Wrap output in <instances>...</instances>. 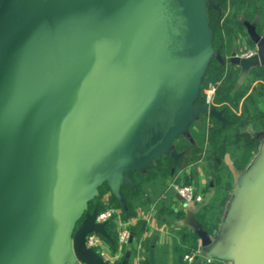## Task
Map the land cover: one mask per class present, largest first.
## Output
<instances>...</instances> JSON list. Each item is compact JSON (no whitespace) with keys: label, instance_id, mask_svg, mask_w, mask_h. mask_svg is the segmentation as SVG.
Listing matches in <instances>:
<instances>
[{"label":"water","instance_id":"obj_1","mask_svg":"<svg viewBox=\"0 0 264 264\" xmlns=\"http://www.w3.org/2000/svg\"><path fill=\"white\" fill-rule=\"evenodd\" d=\"M208 9L221 11L213 0H0V264H105L85 244L112 242L89 203L185 131L212 53ZM252 41L258 55L233 62L243 74L264 66V36ZM248 243L264 250V237Z\"/></svg>","mask_w":264,"mask_h":264},{"label":"trees","instance_id":"obj_2","mask_svg":"<svg viewBox=\"0 0 264 264\" xmlns=\"http://www.w3.org/2000/svg\"><path fill=\"white\" fill-rule=\"evenodd\" d=\"M213 2L221 9L220 12L213 9L207 10L213 54L209 57L201 79L198 97L194 103L196 106L203 104L205 109V112L200 114L201 124L191 122L189 125L190 135L180 134L173 141L168 153L156 158L146 168L126 174L125 177L129 179L130 183H120L117 193L112 190L109 184H104L97 192L95 199L89 203L87 214L93 213L94 210H98L100 213L108 207H112L121 212L123 221L128 222L137 217V209L144 205L145 195L149 189L156 184H161V181L162 184L171 181L174 185L181 183L191 185L193 175L186 173L188 169L203 160H208L216 165V159L222 162L230 149H234L233 156L237 161L236 165H239V170H243L253 154L258 152L259 140L246 132V127L251 120L264 118V112L256 109V113L252 115L248 108L249 105H258L259 98L264 99V66L248 71L246 75L249 84L240 85L239 79L243 71L238 65L230 62L229 57L235 48L238 34L245 30L244 22L252 23L257 12H264L263 8H256L259 2H262L263 6L264 0H213ZM252 7L253 9H250ZM249 44L253 45L251 39H249ZM217 53L221 55L223 63L217 58ZM255 82H258L257 85L252 87ZM210 84L216 87V91L211 104H206L204 102L206 89ZM241 102H243V110L240 114ZM211 108L222 112L227 121L225 127L221 122L209 117L208 111ZM210 122H213V126H210ZM194 125L198 126L199 131L193 130ZM172 151H176L180 155L178 164H175L171 157ZM106 196H108V204L104 202ZM224 202L222 200L216 206H205L201 214H198V220L205 233L212 235L217 227L216 221L210 223L206 221L208 212L213 210L212 215L215 216ZM147 226V222L140 219L135 226L130 227L132 235L141 238L146 232ZM114 227L115 225L110 223L107 225V231L112 238L111 243L101 237L110 246L112 254H116L118 251L117 233ZM198 239L199 237L194 234L192 248L186 249L182 258L196 248ZM126 258H128L127 251H123L118 264H121ZM128 264H133L132 260L129 259Z\"/></svg>","mask_w":264,"mask_h":264},{"label":"crops","instance_id":"obj_3","mask_svg":"<svg viewBox=\"0 0 264 264\" xmlns=\"http://www.w3.org/2000/svg\"><path fill=\"white\" fill-rule=\"evenodd\" d=\"M259 5L262 6V2H259ZM259 5L257 4L256 8L264 9V5L262 7ZM263 15L264 12H257L252 23L244 22L239 17L244 22L245 30L238 34L233 53L256 46L254 43L253 45L249 44L252 34L264 36ZM247 83L249 84L247 75L242 73L239 84ZM257 83H253L252 87H255ZM248 108L252 115L256 113V109L264 112V99L259 98L258 105H249ZM242 110L243 102L239 106L240 114ZM195 113L196 118L187 121L186 132L188 133L191 122L201 124V106L196 108ZM210 126H213V122H210ZM193 130L199 131L198 126L194 125ZM246 132L259 140V149L253 154L243 170H239V165H236L237 161L230 152L225 155L222 162L216 159L215 166L208 160H203L187 170V174L192 173L193 175L191 185L197 187L201 192L204 191L203 203L184 205L180 201H176L175 185L168 182L164 183L162 188L149 189L145 195L144 205L137 209V217L131 220V226H135L140 219L146 221L147 230L141 238L134 237L133 242L122 250V255L123 251H127L128 262L130 259L133 264H186L182 256L186 249L192 248V237L196 234L199 237L197 246L191 250L194 251L201 245L203 256L212 259L210 264H254V254L251 252V248L246 245V242L253 240L250 237L243 238L244 241L239 243V234L248 236L252 232L254 224V229H258V218L256 220V211L250 210L247 212L248 220L244 224H240L239 211L249 202L264 200V190L262 189L261 192L255 190L256 187L263 186L264 183V158H260V155H264V152L262 153L264 150V142H262L264 139V118L251 120L246 127ZM183 134L187 133L183 132ZM223 167L227 169L224 174L219 172ZM207 172L215 179L214 183H210L208 186H206L207 179H209ZM222 200L225 202L216 215H212L213 210H211L206 217V221L209 223L217 222L216 230L212 235H209L203 230V226L198 220V214H201L203 207L216 206ZM262 207L259 218L264 219V206ZM262 231L256 234L257 237L263 238L264 229ZM103 243L106 251L111 255L110 246L104 241ZM112 255L120 256L121 253L117 251ZM193 264L207 263L204 258H199Z\"/></svg>","mask_w":264,"mask_h":264},{"label":"built area","instance_id":"obj_4","mask_svg":"<svg viewBox=\"0 0 264 264\" xmlns=\"http://www.w3.org/2000/svg\"><path fill=\"white\" fill-rule=\"evenodd\" d=\"M257 55L258 47L253 46L233 53V55L229 57V61L233 63L236 59H251ZM215 91L216 87L214 85L210 84L207 87L204 100L206 104H211ZM174 189L178 201L184 205H199L204 202V195L198 190L197 187L193 185H185L181 183L179 185H175ZM104 202L108 204V196L105 197ZM110 222H113L115 225L118 241V252H120L122 255V250L130 244V239L133 236L130 230L132 221H123L121 212L118 209L112 207H108L106 210L98 213L95 219V223L99 225L104 223L109 224ZM85 244L88 249L94 250L103 259L105 264H118L119 257H121V255H110L106 251V248L104 247L105 244L99 235L95 233L88 235L86 237ZM96 248H100V251H97ZM199 258H204L207 264L212 262V259L203 256L201 245H199L196 250L186 254L184 256V262L186 264H193Z\"/></svg>","mask_w":264,"mask_h":264},{"label":"rangeland","instance_id":"obj_5","mask_svg":"<svg viewBox=\"0 0 264 264\" xmlns=\"http://www.w3.org/2000/svg\"><path fill=\"white\" fill-rule=\"evenodd\" d=\"M211 54H213V53H211ZM197 97H198V95H197ZM199 106H196V105H193V107H192V109H190L189 110V112H188V117H187V121H189V120H192V119H195L196 118V113H195V110H196V108H198ZM186 124H187V122H186ZM186 130H187V128L185 129V131H184V133H187V134H184V135H186V136H189L190 135V133H188V132H186ZM262 142H264V139H263V141ZM264 147V146H263ZM264 149V148H263ZM234 150V149H233ZM233 150L232 149H230V153H232V155H234V152H233ZM264 152V150L262 151V153ZM233 158H234V156H233ZM260 158L261 159H263L264 158V155L262 154V155H260ZM214 165V164H213ZM215 166V165H214ZM226 167H223V169L221 170V171H219L220 173H222V174H224V171H225V173H226ZM191 171V170H190ZM219 173V174H220ZM207 174H208V176H209V179H207L208 181L206 182V186H208L210 183H214V181H215V179L210 175V173L209 172H207ZM207 176V177H208ZM228 180V179H227ZM229 181V180H228ZM228 181H226V182H228ZM168 183H171V181H167ZM166 182V183H167ZM264 182V181H263ZM165 183V184H166ZM161 184H162V181H161ZM156 184V186H154V187H152V188H158V187H163L164 186V184ZM172 184V183H171ZM264 190V183H263V186H259V187H256V189L255 190H260V192H261V190ZM201 192V191H200ZM204 192V191H203ZM203 192H201L203 195H204V193ZM256 192V191H255ZM175 196V195H174ZM262 196V195H261ZM175 198H176V201L178 200V198H177V196H175ZM193 205H196V204H193ZM262 206H264V200H262L261 199V201H253V202H249L248 203V205H246L245 207H242L241 208V210L239 211V216L241 217H239V223L240 224H244L247 220H248V216L247 215H249L247 212H249L250 210H255L256 211V220H257V218H258V221H257V228L258 229H254V225H253V229L251 230L252 232H253V234L254 235H250L249 237H250V239L251 240H253V241H255L258 237H257V233L260 231V232H263L262 230L264 229V219H261V218H259V212H262V210H260V208H263ZM80 224V223H79ZM110 224H112V225H114V223L113 222H110ZM114 230H115V227H114ZM113 230V231H114ZM263 234V233H262ZM239 237H240V240H239V243H242L244 240H243V238L245 237V236H243V234H239ZM263 237H264V234H263ZM240 246V245H239ZM248 246L249 247H251V246H257V244H251V243H248ZM96 250L97 251H100V248H96ZM216 260V259H215Z\"/></svg>","mask_w":264,"mask_h":264},{"label":"flooded vegetation","instance_id":"obj_6","mask_svg":"<svg viewBox=\"0 0 264 264\" xmlns=\"http://www.w3.org/2000/svg\"><path fill=\"white\" fill-rule=\"evenodd\" d=\"M257 251H259L258 254H254V264H264V250H261L260 248L254 246Z\"/></svg>","mask_w":264,"mask_h":264}]
</instances>
